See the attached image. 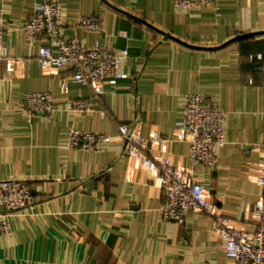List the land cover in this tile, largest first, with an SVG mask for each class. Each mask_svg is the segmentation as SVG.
Here are the masks:
<instances>
[{"label":"crops","instance_id":"obj_1","mask_svg":"<svg viewBox=\"0 0 264 264\" xmlns=\"http://www.w3.org/2000/svg\"><path fill=\"white\" fill-rule=\"evenodd\" d=\"M36 1L0 0L18 58L14 72L0 60V180L24 179L38 199L0 232V264H231L211 215L162 216L154 174L126 153L121 135L141 122L144 134L173 138L185 97L205 94L226 112L227 142L216 164H195L189 144L176 139L154 153L168 154L220 212L254 231V202L264 192L256 182L264 162L262 0H217L190 10L174 0H60L65 34L86 46L129 48L126 76L108 79L103 94L73 79L63 87L69 68L42 67L39 46L23 29ZM81 14L99 15L101 28L75 26ZM30 91L53 93L52 119L26 111ZM79 97L91 101L90 113L71 109ZM71 128L113 140L94 151L71 148Z\"/></svg>","mask_w":264,"mask_h":264},{"label":"built area","instance_id":"obj_2","mask_svg":"<svg viewBox=\"0 0 264 264\" xmlns=\"http://www.w3.org/2000/svg\"><path fill=\"white\" fill-rule=\"evenodd\" d=\"M217 0H174L179 10L199 9L214 6ZM264 7V0H262ZM65 7L60 0H37L28 20L23 24L29 44H38L39 61L43 68L66 67L72 70L68 79L89 84L97 94L104 93L108 79L126 76L123 69L129 56L128 47H115L100 41L86 46L74 33H64L69 22L64 16ZM75 26L86 30L101 28V19L96 14H81ZM10 27L0 14V60H6L7 68L14 72L18 58L8 45ZM43 40H47L45 43ZM264 69V68H263ZM23 106L31 115H43L52 119L56 111L54 95L48 91H30L24 94ZM71 109L81 114L93 110L87 98H75ZM226 112L217 103L202 93H191L185 97L183 117L177 122L173 138L158 131L144 134L143 124L125 128L122 140L126 153L142 167L152 172L164 196L160 212L167 219H184L190 212H205L213 217L215 229L222 238L231 264H264V192L254 202L255 230L239 227L234 220L218 210L204 185L187 174L166 154H155L156 146H166L171 140L189 144L195 164L214 166L218 161L219 148L227 142L224 126ZM68 146L83 151H94L111 143L113 137L103 132L71 128L67 136ZM258 185L264 188V162L259 164L256 176ZM31 185L21 178L0 180V232L10 230V219L37 202Z\"/></svg>","mask_w":264,"mask_h":264}]
</instances>
